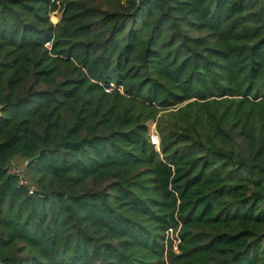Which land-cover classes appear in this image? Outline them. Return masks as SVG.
I'll list each match as a JSON object with an SVG mask.
<instances>
[{
	"label": "trees",
	"instance_id": "1",
	"mask_svg": "<svg viewBox=\"0 0 264 264\" xmlns=\"http://www.w3.org/2000/svg\"><path fill=\"white\" fill-rule=\"evenodd\" d=\"M0 264H264V0H0Z\"/></svg>",
	"mask_w": 264,
	"mask_h": 264
},
{
	"label": "rangeland",
	"instance_id": "2",
	"mask_svg": "<svg viewBox=\"0 0 264 264\" xmlns=\"http://www.w3.org/2000/svg\"><path fill=\"white\" fill-rule=\"evenodd\" d=\"M60 17H61V12L57 11L50 16V20L53 24H56L60 20ZM149 132L151 136L156 135L155 125L153 123L149 124ZM11 165L15 166V169H23L24 167V164L20 159H16L12 161ZM169 238L171 239L174 238L173 234L169 236Z\"/></svg>",
	"mask_w": 264,
	"mask_h": 264
},
{
	"label": "built area",
	"instance_id": "3",
	"mask_svg": "<svg viewBox=\"0 0 264 264\" xmlns=\"http://www.w3.org/2000/svg\"><path fill=\"white\" fill-rule=\"evenodd\" d=\"M151 141H152V144H154V145H158V137H157V135H152L151 136ZM12 174H15V175H17V176H21V170L20 169H15V168H13V169H11V171H10ZM20 184L21 185H25V181L24 180H21L20 181ZM168 234H169V236H171L172 235V232H171V230H169V232H168Z\"/></svg>",
	"mask_w": 264,
	"mask_h": 264
}]
</instances>
